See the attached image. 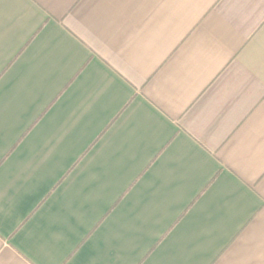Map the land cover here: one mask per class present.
Masks as SVG:
<instances>
[{"label": "crops", "instance_id": "obj_1", "mask_svg": "<svg viewBox=\"0 0 264 264\" xmlns=\"http://www.w3.org/2000/svg\"><path fill=\"white\" fill-rule=\"evenodd\" d=\"M0 264H264V0H0Z\"/></svg>", "mask_w": 264, "mask_h": 264}]
</instances>
